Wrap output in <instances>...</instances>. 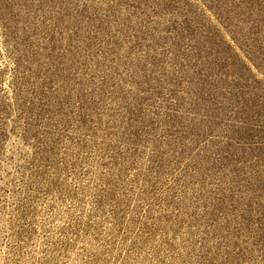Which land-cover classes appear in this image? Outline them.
Masks as SVG:
<instances>
[{
	"label": "rangeland",
	"instance_id": "rangeland-1",
	"mask_svg": "<svg viewBox=\"0 0 264 264\" xmlns=\"http://www.w3.org/2000/svg\"><path fill=\"white\" fill-rule=\"evenodd\" d=\"M0 264H264V0H0Z\"/></svg>",
	"mask_w": 264,
	"mask_h": 264
}]
</instances>
